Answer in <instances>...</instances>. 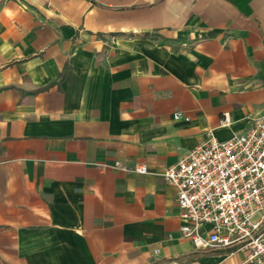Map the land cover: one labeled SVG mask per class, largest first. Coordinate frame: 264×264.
<instances>
[{
  "label": "crops",
  "instance_id": "0c3cea01",
  "mask_svg": "<svg viewBox=\"0 0 264 264\" xmlns=\"http://www.w3.org/2000/svg\"><path fill=\"white\" fill-rule=\"evenodd\" d=\"M262 115L264 0H0V264H245L161 175Z\"/></svg>",
  "mask_w": 264,
  "mask_h": 264
},
{
  "label": "built area",
  "instance_id": "2783aa9c",
  "mask_svg": "<svg viewBox=\"0 0 264 264\" xmlns=\"http://www.w3.org/2000/svg\"><path fill=\"white\" fill-rule=\"evenodd\" d=\"M173 119L190 121L180 112ZM105 167L149 174L144 165ZM161 176L175 189L181 236L196 250L237 246L248 251L245 264H264V115L226 141L207 133Z\"/></svg>",
  "mask_w": 264,
  "mask_h": 264
},
{
  "label": "trees",
  "instance_id": "16d2710c",
  "mask_svg": "<svg viewBox=\"0 0 264 264\" xmlns=\"http://www.w3.org/2000/svg\"><path fill=\"white\" fill-rule=\"evenodd\" d=\"M60 77L63 78V77H62V74L60 75Z\"/></svg>",
  "mask_w": 264,
  "mask_h": 264
}]
</instances>
